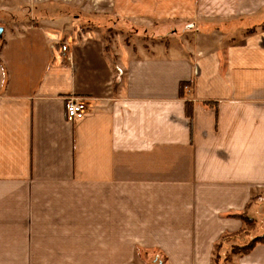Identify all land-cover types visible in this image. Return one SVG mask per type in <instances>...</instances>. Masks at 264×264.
I'll list each match as a JSON object with an SVG mask.
<instances>
[{
    "label": "crops",
    "instance_id": "obj_1",
    "mask_svg": "<svg viewBox=\"0 0 264 264\" xmlns=\"http://www.w3.org/2000/svg\"><path fill=\"white\" fill-rule=\"evenodd\" d=\"M96 2L195 41L0 26V264H264L215 260L264 211V0Z\"/></svg>",
    "mask_w": 264,
    "mask_h": 264
},
{
    "label": "rangeland",
    "instance_id": "obj_2",
    "mask_svg": "<svg viewBox=\"0 0 264 264\" xmlns=\"http://www.w3.org/2000/svg\"><path fill=\"white\" fill-rule=\"evenodd\" d=\"M97 0H0V26L13 28L14 25L30 26L39 17H46V25L60 29L63 24H69L70 32H96L104 39L110 50L116 45L132 44L143 49L155 47L158 44H186L194 43L195 37L192 26L179 23H168L166 34L160 32L162 22L149 21H120L110 19L108 13L97 7ZM237 22L232 23L235 25ZM217 25V24H216ZM7 26V27H6ZM216 28V26H214ZM8 33V29H7ZM219 36V35H218ZM151 51V48H150ZM113 52V50H112ZM114 53V52H113ZM251 217V216H250ZM258 227L254 236L264 234V211L258 218ZM231 254L230 245L225 255ZM150 264H160L159 261Z\"/></svg>",
    "mask_w": 264,
    "mask_h": 264
},
{
    "label": "trees",
    "instance_id": "obj_3",
    "mask_svg": "<svg viewBox=\"0 0 264 264\" xmlns=\"http://www.w3.org/2000/svg\"><path fill=\"white\" fill-rule=\"evenodd\" d=\"M184 86H182V89ZM189 115L192 116L191 111ZM239 217L245 223V228L239 232L228 234L221 238L215 247L216 261L221 257V253L225 248H228L229 245L231 248L230 255H244L248 254L256 245L264 244V234L261 236L253 235V232L256 230L255 220L248 217L246 214L239 215ZM154 262L156 261H153V263Z\"/></svg>",
    "mask_w": 264,
    "mask_h": 264
},
{
    "label": "built area",
    "instance_id": "obj_4",
    "mask_svg": "<svg viewBox=\"0 0 264 264\" xmlns=\"http://www.w3.org/2000/svg\"><path fill=\"white\" fill-rule=\"evenodd\" d=\"M87 112V103L84 99L70 98L66 105V116L69 121L82 117Z\"/></svg>",
    "mask_w": 264,
    "mask_h": 264
},
{
    "label": "water",
    "instance_id": "obj_5",
    "mask_svg": "<svg viewBox=\"0 0 264 264\" xmlns=\"http://www.w3.org/2000/svg\"><path fill=\"white\" fill-rule=\"evenodd\" d=\"M3 32H4V28L3 27H0V37H2Z\"/></svg>",
    "mask_w": 264,
    "mask_h": 264
}]
</instances>
